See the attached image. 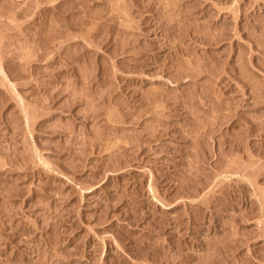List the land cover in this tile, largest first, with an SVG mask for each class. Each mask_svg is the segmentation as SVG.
Here are the masks:
<instances>
[{"label": "rangeland", "instance_id": "obj_1", "mask_svg": "<svg viewBox=\"0 0 264 264\" xmlns=\"http://www.w3.org/2000/svg\"><path fill=\"white\" fill-rule=\"evenodd\" d=\"M0 264H264V0H0Z\"/></svg>", "mask_w": 264, "mask_h": 264}, {"label": "bare ground", "instance_id": "obj_2", "mask_svg": "<svg viewBox=\"0 0 264 264\" xmlns=\"http://www.w3.org/2000/svg\"><path fill=\"white\" fill-rule=\"evenodd\" d=\"M164 1H166V0H164ZM168 1V0H167ZM161 2H162V0H161ZM166 4V3H165ZM166 6V5H165ZM167 7V6H166ZM169 7V6H168ZM172 8H174V6L172 7ZM162 9V8H161ZM170 9V8H169ZM172 11V10H171ZM163 16V15H162ZM165 16V15H164ZM169 18V17H168ZM167 19V18H166ZM173 20V19H172ZM163 21V20H162ZM182 24V23H181ZM170 25H172V24H170ZM169 25V26H170ZM165 29V28H164ZM194 29H196V28H194ZM195 32V31H194ZM179 39V38H178ZM174 41V40H173ZM179 77V76H178ZM186 77V76H185ZM175 81V80H174ZM154 109V108H153ZM157 109V108H156ZM156 111V110H155ZM145 112V111H144ZM117 145V144H116Z\"/></svg>", "mask_w": 264, "mask_h": 264}]
</instances>
